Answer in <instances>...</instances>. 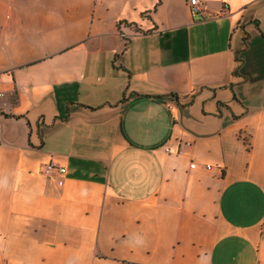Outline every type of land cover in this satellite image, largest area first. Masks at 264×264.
<instances>
[{"label":"crops","instance_id":"0c3cea01","mask_svg":"<svg viewBox=\"0 0 264 264\" xmlns=\"http://www.w3.org/2000/svg\"><path fill=\"white\" fill-rule=\"evenodd\" d=\"M187 1L0 0V264H264V0Z\"/></svg>","mask_w":264,"mask_h":264},{"label":"built area","instance_id":"2783aa9c","mask_svg":"<svg viewBox=\"0 0 264 264\" xmlns=\"http://www.w3.org/2000/svg\"><path fill=\"white\" fill-rule=\"evenodd\" d=\"M190 11L193 16H200L202 13L201 3L199 0H188L187 1ZM3 94H0V99L3 97ZM188 146V144H186ZM183 146H179L177 154L180 153V150ZM166 152L173 154V152L170 149H166ZM191 169H195L196 165L194 163L191 164ZM207 170H211L212 166L207 165ZM41 173L47 177H53V176H60L63 177L66 174V169L64 167H60L59 165L55 163H47L43 164L41 166ZM59 184L62 185V181H59Z\"/></svg>","mask_w":264,"mask_h":264}]
</instances>
